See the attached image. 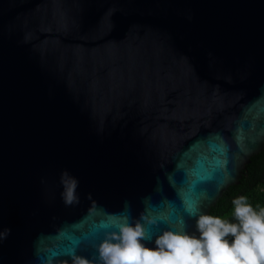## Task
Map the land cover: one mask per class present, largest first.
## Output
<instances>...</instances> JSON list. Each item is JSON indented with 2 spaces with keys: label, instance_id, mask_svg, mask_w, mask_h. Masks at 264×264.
<instances>
[{
  "label": "water",
  "instance_id": "obj_1",
  "mask_svg": "<svg viewBox=\"0 0 264 264\" xmlns=\"http://www.w3.org/2000/svg\"><path fill=\"white\" fill-rule=\"evenodd\" d=\"M263 150L264 0H0V264L198 237Z\"/></svg>",
  "mask_w": 264,
  "mask_h": 264
},
{
  "label": "clouds",
  "instance_id": "obj_2",
  "mask_svg": "<svg viewBox=\"0 0 264 264\" xmlns=\"http://www.w3.org/2000/svg\"><path fill=\"white\" fill-rule=\"evenodd\" d=\"M77 183L70 182L66 204L76 200ZM233 205L237 223L200 215L198 237L165 230L156 237L155 247L148 248L141 242L147 238L143 224L124 222L118 231L105 233L97 246L98 259L78 256L75 250L69 256L72 264H264V208L257 212L244 196L234 199Z\"/></svg>",
  "mask_w": 264,
  "mask_h": 264
},
{
  "label": "trees",
  "instance_id": "obj_3",
  "mask_svg": "<svg viewBox=\"0 0 264 264\" xmlns=\"http://www.w3.org/2000/svg\"><path fill=\"white\" fill-rule=\"evenodd\" d=\"M244 196L257 212L264 208V150L252 157V162L243 173L240 183L230 186L214 205L211 216L220 217L229 223H237L233 215V200ZM231 241L232 237H227Z\"/></svg>",
  "mask_w": 264,
  "mask_h": 264
}]
</instances>
